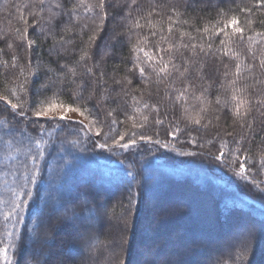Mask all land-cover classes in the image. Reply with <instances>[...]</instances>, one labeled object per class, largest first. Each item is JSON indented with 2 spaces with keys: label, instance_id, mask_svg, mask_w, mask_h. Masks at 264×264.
<instances>
[{
  "label": "trees",
  "instance_id": "trees-1",
  "mask_svg": "<svg viewBox=\"0 0 264 264\" xmlns=\"http://www.w3.org/2000/svg\"><path fill=\"white\" fill-rule=\"evenodd\" d=\"M33 2L0 0V96L7 95L15 103L17 98L10 95L15 89L20 100L33 109L37 101L44 100L79 107L83 101L74 94L75 84H53L56 77L47 67L68 65L81 73L83 68L76 62L81 49L89 47L92 32L78 34L74 30L69 36L59 31L41 32L37 26L29 30V38L35 41L29 49L26 42L19 41L16 29L24 27L21 15L29 24L34 23L24 7ZM106 2L115 6L106 8L107 19L91 46L94 57L88 66L95 75L88 79L92 84L89 91L94 88L95 97L87 104L91 115L86 113L83 131H76L82 127L78 124L60 130L53 127L55 120L40 118L52 133L45 132L41 141L40 125L30 123L36 119L31 111L29 121H24L14 117L10 108L5 111L0 101V120L17 129L15 139L3 137L11 146L0 141V199L11 197L8 189L19 182L12 173L18 161L30 159L29 149L36 152L39 142L46 153H52L48 163L53 171L45 172L40 195L25 209L24 224L14 231L23 233L25 225L32 229V221L42 208L45 224L37 238L23 244L18 252L10 248L9 254L16 264H140L139 256L146 250L147 264H233L232 250L241 246L248 233L252 247L246 264L263 263L264 167L260 161L264 156V105L257 101L264 100V69L260 67L264 36L257 34L264 33V7L256 6L258 0ZM245 6L252 10L241 11ZM233 15L245 29L244 39L233 37L223 47L220 40L224 37L213 34L221 26L218 21ZM137 20L141 28L135 27ZM69 39L74 42L67 43ZM193 43L206 50L212 43V50L204 55L197 48L194 55L190 47L182 46ZM8 44H12L11 49ZM170 45H175L171 52L160 51ZM13 55L17 57L16 68L11 67ZM160 56L164 63L171 60L180 72L185 67L189 71L183 77L179 72L158 73ZM29 59L33 69L37 64L47 67L38 75H29ZM237 64L241 66L239 78L235 75ZM20 67L25 68L24 75ZM139 67H144V77L139 75ZM25 77L29 81L27 94L20 88ZM126 78L132 80L131 85ZM79 79L78 75L77 83ZM68 80H72L71 75ZM233 80L235 85L230 84ZM185 89L186 96L177 100ZM233 89L252 105L250 114L242 119L234 115L230 101ZM217 97L221 104L216 103ZM225 99L229 103L225 104ZM247 107L241 106L240 111ZM197 119L200 124L195 123ZM22 128L27 138L20 136ZM132 133H136L134 146L123 149L114 143L120 135L125 136L121 143H129ZM141 135L153 142L141 140ZM77 139L80 142L75 147L61 144ZM156 140L161 143H154ZM93 142H106L108 148L94 147ZM238 142L242 148L237 159L233 153ZM221 151L225 163L215 159ZM240 161L248 169L243 178L236 175ZM146 200H150V211L144 215ZM88 209L95 211L89 213ZM4 210L0 205V247L7 243L5 232L12 223L3 219ZM143 223L149 225L148 231L141 229ZM240 234L244 235L231 236Z\"/></svg>",
  "mask_w": 264,
  "mask_h": 264
},
{
  "label": "snow or ice",
  "instance_id": "snow-or-ice-1",
  "mask_svg": "<svg viewBox=\"0 0 264 264\" xmlns=\"http://www.w3.org/2000/svg\"><path fill=\"white\" fill-rule=\"evenodd\" d=\"M131 3L133 5L136 4V0H131ZM115 5L108 4L106 0H95V2H89V0H34L31 4H25L24 7L28 9L29 14L33 18L34 23L29 24V21L24 18L23 15H21L20 20L23 22V29L20 28L16 29L17 36L19 38V41L23 44L26 42L27 47L31 49L33 45L35 44V41L29 38V30H35L37 26L40 27L41 32H44L47 30L49 33H55L57 31L61 33H67L69 36H72L73 31L77 30L78 34H83L86 31H91L92 34L88 36L87 44L89 47L82 48L81 49V55L79 58V61H77V64H80L83 68V71L81 73H77V70L75 67H69L68 65H61L59 69H54L51 67H47L44 65L37 64L35 69L32 68V62L29 59L27 61L26 67L28 68L29 75L35 76L38 75L41 68L47 67V71L51 73L53 76L56 77L55 80H50L53 84L59 82L61 84L68 82L75 84V92L78 100L83 101V104L79 107H73L68 106L67 111L78 113L80 116H85L86 113L88 115H91L90 110L87 108V104L89 101L93 100L95 97V89L93 88L92 91H89V89L92 87V84L89 81V77H92L95 75L93 72V67L88 66V61L92 60L94 57V53L91 50V46L94 45L95 40L97 38V32L103 29L104 23L107 19V12L106 8L113 7ZM257 7H264V0H258V3L256 5ZM83 10L82 12L80 10ZM241 11L250 12L252 9L245 6L244 8L240 9ZM47 14V16H46ZM91 14V15H87ZM81 21H84L83 23ZM264 23V21H262ZM218 24L221 26L216 27L214 36H223L220 40V45L223 47L227 46L226 42H231L233 37L238 38L239 40L244 39V32L245 29L240 26L239 18L235 15H233L231 18H224L222 21H218ZM136 28H141L142 25L140 24L139 20L135 22ZM229 29L231 31H229ZM205 34L209 33V29L205 28L204 30ZM168 32H172V28H168ZM152 35H155L153 32ZM257 35L264 36V33H258ZM184 33H181V38H183ZM163 39V37H162ZM193 39H195L193 37ZM74 41L72 39H69L67 43H73ZM184 48H191L193 51V54L196 53V49L199 48V51L201 53H204V55H208L212 50V43L207 44V50L203 45H197V44H184L182 45ZM7 47L9 49L12 48V44H8ZM175 47V45H170L168 49L161 48V52H171L172 49ZM3 50H0V53H2ZM224 55H228L227 51H224ZM149 60H152V57H148ZM162 66L159 67L158 73H163L165 75H171V72H179L180 76L183 77L185 73L189 71L188 67L184 68L183 72H180V69L177 65L172 64L171 60L168 63L163 62V56L159 57V60L157 61ZM5 65L8 64L7 61L3 62ZM95 67H98V65H94ZM171 66V71H170ZM11 67L16 68L17 67V57L15 55L12 56L11 59ZM227 67V66H226ZM236 72L235 75L237 78L241 75V66L240 64H237L236 66ZM260 67L264 69V59L260 60ZM251 70V66H250ZM19 72L21 75H24L25 68L20 67ZM71 75L72 80H68V76ZM80 77L79 82L77 83V77ZM103 75V74H101ZM139 75L141 77H144L145 75V69L144 67H139ZM225 75H228L226 72ZM127 79V78H126ZM27 77H25L24 83L20 85L21 90L27 94V83H28ZM117 84H120L121 81H115ZM236 80H233L230 82L231 85H235ZM127 84L131 85L132 80L127 79ZM207 91V89H205ZM243 91V90H241ZM88 92L87 96H84V93ZM187 89H185L184 92H181L177 96V100L183 99L186 96ZM10 95L17 98V102H13L7 95L0 96V101L4 102L5 105V111H7L8 108L11 110V114L14 115V117H20L24 121H29L28 112L31 111L32 114L36 117L35 120H31L30 123L32 125H40V131H39V137L40 140H43L45 132H48V135L51 136L52 133L48 131L47 128L43 126L41 123L40 118L49 116V113L53 112L56 108L61 109V113L58 117L55 119V123L53 125L54 128L58 127L60 130H63L64 127L71 128L73 124H80L83 125L82 121H68L67 123H64L66 121V114H64V108L61 105L54 104L50 102L49 100L44 101H37V107L35 109L32 108L30 104L27 103V101H21L19 96H17L16 90L12 89L10 90ZM197 99H200L197 97ZM230 101L233 104L234 109V115L238 118L246 117L250 114L252 111V105L251 102L245 99H242L239 95H237V90L233 89V93L230 97ZM217 104H221V100L219 97L216 99ZM225 104L229 103L228 99H225ZM247 104L248 107L245 109V111L242 113L240 111L241 106ZM258 105H264V100H258ZM27 105V106H26ZM145 107H148L147 104H145ZM201 111H204V109H201ZM108 115H112V112H109ZM147 117H145V120ZM216 119H219V116L216 117ZM157 123H162V121L157 120ZM15 123H19V121H15ZM93 123H97V121H93ZM113 123H116L115 120H113ZM196 124H200V120H195ZM10 122L7 120H0V141H3L5 144H8L11 146L10 142L7 140H3V137L12 136L13 139H15V133L17 132V129L15 128L14 124L12 126H9ZM244 126V125H242ZM251 127V125H248ZM87 126H82L81 128L76 129L77 132L83 131L84 128ZM20 136L22 138H27L28 134L26 132V129H20ZM90 131V129H89ZM179 131V129H177ZM97 136H99V132L96 133ZM136 133L131 134V138L129 143H121L125 139L124 135H120L119 140H114V143L123 149H127L130 147V145L134 146L136 144ZM89 140H91V137H88ZM141 140H146L148 143H152L150 137L145 138L143 135L140 136ZM23 140H21V143ZM80 141L79 139L73 140V141H61V144H70L71 146L75 147L76 144H78ZM94 143V142H93ZM156 144H160L161 142L159 140L154 141ZM163 146V145H162ZM37 151L32 152V149H29V153L31 154L30 159H25L22 161L17 162V167L15 171H13V175L17 177L18 183H16L15 188H9L8 191L11 192V197L8 199H0V205L5 206V210L3 212V219L8 222L12 221L11 228L6 230L5 237L7 239V243L0 247V261H3L4 264H16V261L13 259V256L9 254V249H16L18 252L21 246L25 243H31L33 239L37 238V233L40 229V227L44 226L45 224V213L43 211V208L41 209L38 218L34 219L32 221V229H28L27 225H25V231L23 233H20L19 231H14L15 229H18L19 225L24 224V211L26 208H30L32 202L40 195V185L45 183L44 174L46 171H53L51 169V166L48 163V157L52 156L51 152L45 151L44 148L41 147V143H36L35 145ZM94 147H99L100 149H106L108 148L107 143H100L95 144ZM242 145L239 144L235 149V153H233L234 156L237 157L241 151ZM247 151V150H245ZM43 158V159H42ZM55 159V157H52ZM215 159L219 160L221 163H225V154L223 151L219 153ZM246 159H248L246 157ZM236 161L233 160V163ZM261 167H264V156L261 158ZM248 169L245 166L244 161L239 162V171L236 172V175L243 178L245 174L247 173ZM89 213H94V209H88ZM50 218V217H49ZM29 232H31V236L29 237ZM26 237H28V240L26 241ZM14 253L13 255H15Z\"/></svg>",
  "mask_w": 264,
  "mask_h": 264
},
{
  "label": "rangeland",
  "instance_id": "rangeland-1",
  "mask_svg": "<svg viewBox=\"0 0 264 264\" xmlns=\"http://www.w3.org/2000/svg\"><path fill=\"white\" fill-rule=\"evenodd\" d=\"M63 108H64V114H66V121H82L83 125L84 126L86 125L87 119H86L85 116H80L78 113L67 111L68 106H63ZM59 114H62L61 113V109L60 108H56L53 112L49 113V116L42 117V118L47 119V120H55L58 117ZM78 125H80V124H78ZM83 125H81V126H83ZM220 177H222V176H220ZM223 178H225V177H223ZM149 203H150V200H148V201L146 200L145 201V204H146L145 206L146 207H145L144 215H146L147 211H150ZM152 203H153V200H152ZM143 217H145V216H143ZM142 228L146 231L147 228H149V225H147V227H145V223H143L141 225V229ZM258 231H260L259 227H258ZM243 235L244 234H240L239 236H236V235H231V236L236 237V238H238V237L241 238ZM243 237H245L244 238L245 240L242 241L241 246L237 245L238 247H235L234 250H232V252L234 253L233 258L231 259L232 261H234L233 264H246V261H247L249 255H250V252H251L250 248L252 247L251 246V244H252L251 243V237L252 236H250L248 233H245V235ZM245 248H246V250H245ZM137 249H139V248L137 247ZM147 253H149V252L148 251L146 252V250L141 252V255L139 256V261H138V262H140V264L149 263V257H147L148 255H145ZM194 259H198V258L196 257ZM263 263H261V264H263Z\"/></svg>",
  "mask_w": 264,
  "mask_h": 264
}]
</instances>
